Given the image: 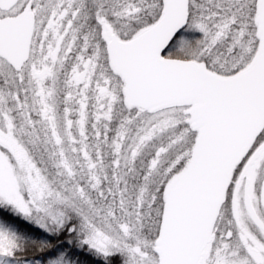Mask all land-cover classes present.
<instances>
[{"label":"snow or ice","instance_id":"snow-or-ice-1","mask_svg":"<svg viewBox=\"0 0 264 264\" xmlns=\"http://www.w3.org/2000/svg\"><path fill=\"white\" fill-rule=\"evenodd\" d=\"M0 264H264V0H0Z\"/></svg>","mask_w":264,"mask_h":264}]
</instances>
